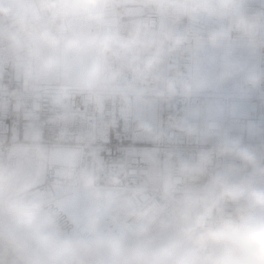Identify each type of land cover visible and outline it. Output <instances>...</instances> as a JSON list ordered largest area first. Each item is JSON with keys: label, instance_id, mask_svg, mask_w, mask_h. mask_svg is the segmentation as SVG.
Wrapping results in <instances>:
<instances>
[{"label": "built area", "instance_id": "1", "mask_svg": "<svg viewBox=\"0 0 264 264\" xmlns=\"http://www.w3.org/2000/svg\"><path fill=\"white\" fill-rule=\"evenodd\" d=\"M35 1L38 16L27 15L23 27L14 24L17 15L0 13V171L7 174L16 165L17 148L74 147L76 162L47 158L41 181L29 187L44 211L56 203L60 218L66 198L87 196L95 203L93 212L106 205L117 229L123 227L132 238L174 215L185 222L174 245L183 244L182 250L198 247L187 236L197 216L211 221L240 211L223 199L207 212L204 202L212 178L227 173L240 180L252 173L234 155L221 154L220 148L238 141L264 157V47L255 45L252 77L258 83L251 84L249 77L240 94L215 99L210 85L197 84L198 54L217 43L250 42L236 33L212 41V33L221 29L214 19L162 15L154 8L156 0L133 5L106 0L99 20H60L51 16L47 0ZM132 7H137L136 15ZM245 7L264 19V0H245ZM162 29L172 39L159 52L135 47L137 40L155 37ZM96 32L116 38L117 55L89 46L88 38ZM48 34L56 38L55 46L48 45ZM134 53L139 72L126 64ZM91 67L101 76V87L94 93L83 86ZM167 82L177 86L176 94L168 91ZM235 102L247 104L244 116L232 114ZM89 179L94 183H87ZM132 209L140 215H132ZM58 218L51 217L55 230L73 240L91 241L88 234L99 229L94 220H82L67 232ZM6 234L0 214V264H38L42 257L34 249L19 240L9 243ZM94 250L80 251L76 264H97ZM109 253L103 264H133L120 253Z\"/></svg>", "mask_w": 264, "mask_h": 264}, {"label": "clouds", "instance_id": "2", "mask_svg": "<svg viewBox=\"0 0 264 264\" xmlns=\"http://www.w3.org/2000/svg\"><path fill=\"white\" fill-rule=\"evenodd\" d=\"M46 7L54 19L92 16L99 20L105 11L106 0H47ZM154 8L158 13L176 19L201 15L214 19L221 29L212 33V41L236 33L251 44L264 47V19L245 7V0H156ZM10 11L0 8V13ZM26 20L27 15L21 13L14 24L23 27ZM171 39V33L162 29L155 37L137 40L135 47L143 52H159ZM46 41L49 46L57 43L51 34L46 36ZM88 44L100 48L105 55H117V40L111 35L96 32L88 38ZM126 64L133 72L141 70L135 53L126 58ZM249 82L255 85L258 78L252 77ZM83 86L89 92H96L101 87L100 70L93 69ZM183 87L186 89L187 85ZM167 88L176 94L175 84L167 82ZM220 152L234 155L250 167L252 173L240 180L227 173L214 176L206 189L204 206L210 213L220 200L227 199L240 207L239 213L235 216L219 214L211 221L206 215L197 216L187 229L189 240L199 248L196 254H164L141 245L135 251L137 264H264V157L257 149L241 146L238 141L224 144ZM87 183L94 181L89 179ZM29 191L28 185L14 187L11 178L0 171V214L6 226L5 238L16 244L23 237L42 257L38 264H76L74 257L80 251H90L103 243L99 240L77 241L59 234L47 218L42 201ZM131 214L140 215V211L132 209Z\"/></svg>", "mask_w": 264, "mask_h": 264}, {"label": "rangeland", "instance_id": "3", "mask_svg": "<svg viewBox=\"0 0 264 264\" xmlns=\"http://www.w3.org/2000/svg\"><path fill=\"white\" fill-rule=\"evenodd\" d=\"M255 61L256 46L251 43H217L209 49L200 51L198 54V65L204 66L207 70L206 73L202 75L206 80L205 84L214 85L216 83L217 85L220 83L222 87L229 90L238 89L237 86L244 83L246 79L250 77V73L255 69ZM93 69L95 68L91 67V71H93ZM238 94L237 92L233 95ZM216 98L219 99L222 97H215V99ZM246 106L247 104L243 102H235L232 114L237 117L244 116L247 113ZM14 154L17 160L16 165L9 169L7 173L11 178V184L14 187H19L21 185L33 187L41 181L47 158L53 162L62 161L74 163L77 161L78 150L74 147H61L49 151L44 147L36 146L35 148H17ZM69 204H71L72 207L68 208L71 209L69 212H75L74 215L79 217L80 221L85 219L78 211L76 205L72 202H69ZM47 216L51 221L52 216L48 214ZM51 223L54 226L52 221ZM184 229V221L177 217H164L155 222L140 235L138 237V242H140V246L148 245L156 252L167 254V250L178 242ZM19 241L23 245H26V242L23 241L21 237ZM179 246L180 244H177L174 253L176 251L179 252L175 253V255H183L184 253L194 255L198 252L194 245L190 247L192 248L190 250H182ZM187 251H190L191 254L189 252L186 253ZM115 254L119 255L118 253ZM109 255V248L103 244L97 246L92 252V256H94L97 264H99L96 261L97 259H101L105 263ZM129 260L133 264H137L135 257Z\"/></svg>", "mask_w": 264, "mask_h": 264}, {"label": "bare ground", "instance_id": "4", "mask_svg": "<svg viewBox=\"0 0 264 264\" xmlns=\"http://www.w3.org/2000/svg\"><path fill=\"white\" fill-rule=\"evenodd\" d=\"M254 73H255V69H254V71H252V73H250V77H252L254 75ZM248 74H249V72H248ZM205 81L206 80L202 76H199V65H197V84H199L202 87V85L205 84ZM242 84L237 86L238 89L232 88L233 90H229L227 88L222 87L220 83L217 85L215 83L214 85H210V86H211V89L213 91L214 97L228 98V97H231L234 93L238 92L240 94L242 92V87H243ZM236 90H237V92H236ZM210 111H213V109H210ZM101 196L105 197L106 201L108 200L107 195L105 193H103V195H101ZM82 198L83 199L80 200L78 195L74 194L73 198L72 197L66 198L67 199L66 202L64 200L62 202H59L60 204L65 202L67 205V207H64L65 208L64 215L61 216L60 218H58V204H56V203L49 204L48 208L45 211V214L47 213L48 215H51L52 218L57 217L58 220H63L61 224L64 228H66V231L69 232L70 229H74L81 222L79 220V217L74 215L75 212L74 213L69 212L71 210V209H68L69 207H71V204H69V202H72L74 205L77 206L78 211L85 218L83 220H94L99 225V229L97 232H95V234H93V233L88 234V238L90 237L91 241L92 240H99V241L101 240L103 242L102 244L105 245L107 248H109V250L116 252V253H120L124 257H127V258H134L135 257V251L140 246V242H138L139 236L137 238H132L126 232V230L123 227H119L117 229V227L114 225V222H113L114 219H113V217H112V215H111V213H110V211L106 205H104V206L101 205V207L98 210H96V212H93L92 209H94V208L91 207L92 205L95 204L93 202V200L89 199L87 196L82 197ZM59 200L61 201V199H59ZM165 217H167V216H165ZM168 217H176V216L170 215ZM21 238L23 241L26 242L27 245H29L28 242L23 237H21ZM115 244H116V246H115ZM190 247L188 248V250L192 249ZM176 248H177V245L172 246L170 249L167 250V254L175 255V253L179 252V251H176L174 253ZM179 248H183V244H180ZM32 249H34V248H32ZM195 249H197L199 251V248L196 246H195ZM93 258H94V256H93ZM96 261L99 264L104 263V261H102L101 259H97Z\"/></svg>", "mask_w": 264, "mask_h": 264}, {"label": "crops", "instance_id": "5", "mask_svg": "<svg viewBox=\"0 0 264 264\" xmlns=\"http://www.w3.org/2000/svg\"><path fill=\"white\" fill-rule=\"evenodd\" d=\"M129 5L135 4L137 0H125ZM0 6H5L11 9L13 15L24 13L33 17L38 16V7L35 0H0ZM132 14H137V7H132Z\"/></svg>", "mask_w": 264, "mask_h": 264}, {"label": "water", "instance_id": "6", "mask_svg": "<svg viewBox=\"0 0 264 264\" xmlns=\"http://www.w3.org/2000/svg\"><path fill=\"white\" fill-rule=\"evenodd\" d=\"M206 71L207 70L204 66H199V76H202Z\"/></svg>", "mask_w": 264, "mask_h": 264}]
</instances>
